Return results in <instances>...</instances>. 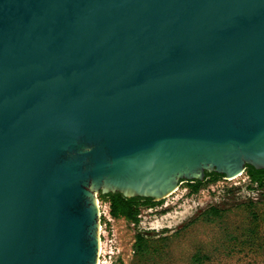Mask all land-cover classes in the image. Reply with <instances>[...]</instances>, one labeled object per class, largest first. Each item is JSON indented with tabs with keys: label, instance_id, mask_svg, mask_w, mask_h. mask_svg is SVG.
Here are the masks:
<instances>
[{
	"label": "water",
	"instance_id": "1",
	"mask_svg": "<svg viewBox=\"0 0 264 264\" xmlns=\"http://www.w3.org/2000/svg\"><path fill=\"white\" fill-rule=\"evenodd\" d=\"M264 170V0H0V264H99V194Z\"/></svg>",
	"mask_w": 264,
	"mask_h": 264
},
{
	"label": "rangeland",
	"instance_id": "2",
	"mask_svg": "<svg viewBox=\"0 0 264 264\" xmlns=\"http://www.w3.org/2000/svg\"><path fill=\"white\" fill-rule=\"evenodd\" d=\"M249 181L247 170L232 181L207 178L194 193L190 181H184L166 199L143 206L139 225L115 218L108 222L106 250L114 255V264H264V220L252 230L255 223L245 206L252 200L255 211L264 213V190ZM100 201L106 210L109 203ZM212 206L227 211L221 218L203 215ZM139 233L150 238L149 251L135 252Z\"/></svg>",
	"mask_w": 264,
	"mask_h": 264
},
{
	"label": "trees",
	"instance_id": "3",
	"mask_svg": "<svg viewBox=\"0 0 264 264\" xmlns=\"http://www.w3.org/2000/svg\"><path fill=\"white\" fill-rule=\"evenodd\" d=\"M247 174L251 180L250 185L257 190H264V170H258L253 166L247 167ZM223 175L217 173H207L206 179L210 178L213 181L218 180ZM205 179V180H206ZM205 181H190L189 186L191 189V193L198 192L202 186L204 185ZM99 199L110 204V213L111 216L115 219H125L126 221L134 224L139 225L141 222V209L143 206L151 207L154 203H158L150 198H141V197H133L127 198L120 193H110V194H99ZM157 205V204H155ZM247 209H249L252 215V221L255 223V227L252 230H256V226L261 220H264V213L258 214L255 211L253 206L252 200L245 204ZM227 211L226 208H218V207H210L204 211L203 215L213 216L216 218H221ZM195 221L193 220L188 226L192 225ZM150 238L144 234L139 233L136 236L135 242V252L136 253H143L150 250ZM193 260L199 261L200 257L195 255ZM123 264V263H121Z\"/></svg>",
	"mask_w": 264,
	"mask_h": 264
},
{
	"label": "built area",
	"instance_id": "4",
	"mask_svg": "<svg viewBox=\"0 0 264 264\" xmlns=\"http://www.w3.org/2000/svg\"><path fill=\"white\" fill-rule=\"evenodd\" d=\"M243 174H241L240 176H242ZM240 176H238V177H240ZM238 177L232 178V179H228V178H225V179L228 181H232L234 179H237ZM249 180H250V178H249ZM250 182H251V180L249 181V183ZM99 206H100V210H101V219L103 220V217H104V219L106 220V222L104 224L101 222V250H100L99 264H114V262H115L114 261V255L110 254L111 252L108 253L106 250V247H107V243H106L107 241L106 240H108V237H107V235H105V233H106L105 229L107 227L108 222H111L113 219V217L111 216V213H110V204H107L105 207L106 210H104V206L102 205V203L99 199ZM103 236L104 237L106 236L105 241H103ZM109 241L112 242V240H109Z\"/></svg>",
	"mask_w": 264,
	"mask_h": 264
}]
</instances>
